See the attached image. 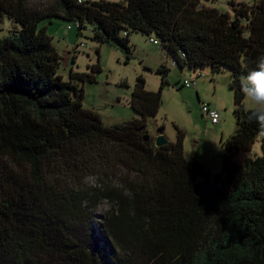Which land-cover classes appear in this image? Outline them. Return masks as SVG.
<instances>
[{
  "label": "trees",
  "instance_id": "trees-1",
  "mask_svg": "<svg viewBox=\"0 0 264 264\" xmlns=\"http://www.w3.org/2000/svg\"><path fill=\"white\" fill-rule=\"evenodd\" d=\"M228 4L230 13L200 0H0V20L13 22L0 36V264H126L131 254L142 264H264V127L249 120L240 91L264 56V0ZM53 17L75 21L77 36L88 25L93 40L113 41L126 57L137 31L179 69L228 72L235 130L220 142L212 180L184 156L175 124L173 140L143 139L168 67H156V90L137 75L135 116L105 125L82 105L99 63L70 66L63 79L52 36L38 25ZM256 136L261 153L237 161ZM99 200L108 208L98 234Z\"/></svg>",
  "mask_w": 264,
  "mask_h": 264
},
{
  "label": "rangeland",
  "instance_id": "rangeland-1",
  "mask_svg": "<svg viewBox=\"0 0 264 264\" xmlns=\"http://www.w3.org/2000/svg\"><path fill=\"white\" fill-rule=\"evenodd\" d=\"M120 1V0H110ZM220 11H230L228 0H200ZM248 4L254 0H236ZM67 24H72L70 29ZM38 25H45L46 32L52 36V44L59 52L61 59L57 69L63 79L68 78L70 66L76 71H89L88 64L98 61L100 70L94 72L93 81L83 83L82 105L96 111L103 124L126 120L135 113L128 104V98L136 76L144 79L147 90H156L160 81L159 73L155 71L160 63L168 67L167 83L161 90V102L157 113L145 120V132L154 137L156 128L162 126V134L167 140L175 138V127L184 132L183 153L185 157H194L202 162L207 178L212 180L220 170L223 152L221 140L235 130V117L232 112V92L228 88V72L210 73L207 68H200V74L194 77L195 84L180 85V80L190 77L193 72L188 68L179 69L173 65L159 42L152 43L149 37L137 31L129 33V56L113 41L99 43L90 36V27L85 25L76 35V25L73 20L53 17L42 20ZM13 22L3 16L0 20V36L5 35ZM152 38L153 35H150ZM74 43L77 46L72 49ZM82 43V44H79ZM75 56L71 63L72 56ZM124 81L125 83H121ZM201 103H207L218 112V122L211 124L201 112ZM244 107H251L248 100L243 98ZM261 153L259 137L256 136L250 151L236 153L235 159L241 161L246 156ZM89 184L96 182L94 177H88ZM108 208L105 200H99L91 210L94 233L100 231L99 221L103 212ZM106 242V241H105ZM110 247V246H108ZM126 264H142V259L135 254L128 256Z\"/></svg>",
  "mask_w": 264,
  "mask_h": 264
},
{
  "label": "clouds",
  "instance_id": "clouds-1",
  "mask_svg": "<svg viewBox=\"0 0 264 264\" xmlns=\"http://www.w3.org/2000/svg\"><path fill=\"white\" fill-rule=\"evenodd\" d=\"M240 91L251 105L249 120L264 127V56L258 58L255 68L240 78Z\"/></svg>",
  "mask_w": 264,
  "mask_h": 264
},
{
  "label": "built area",
  "instance_id": "built-area-1",
  "mask_svg": "<svg viewBox=\"0 0 264 264\" xmlns=\"http://www.w3.org/2000/svg\"><path fill=\"white\" fill-rule=\"evenodd\" d=\"M74 24L76 25V22L74 21ZM72 26V24H67V28L69 29L70 27ZM149 41H151L152 43H157V40L155 38H149ZM79 44H82V43H79ZM77 46V43H74L73 45V50H74V47ZM195 75H193L192 77H185L182 79V84L184 86H191V85H194V77L199 75L200 73L196 72V73H193ZM201 112L205 114L206 118L208 119V121L211 123V124H215L218 122V112L215 108L209 106L207 103H201Z\"/></svg>",
  "mask_w": 264,
  "mask_h": 264
},
{
  "label": "water",
  "instance_id": "water-1",
  "mask_svg": "<svg viewBox=\"0 0 264 264\" xmlns=\"http://www.w3.org/2000/svg\"><path fill=\"white\" fill-rule=\"evenodd\" d=\"M156 135L153 137V143L155 146L162 145L167 142L166 137L162 134V127L156 128ZM150 136L148 133H144L143 139H148Z\"/></svg>",
  "mask_w": 264,
  "mask_h": 264
},
{
  "label": "flooded vegetation",
  "instance_id": "flooded-vegetation-1",
  "mask_svg": "<svg viewBox=\"0 0 264 264\" xmlns=\"http://www.w3.org/2000/svg\"><path fill=\"white\" fill-rule=\"evenodd\" d=\"M155 136V135H154Z\"/></svg>",
  "mask_w": 264,
  "mask_h": 264
}]
</instances>
